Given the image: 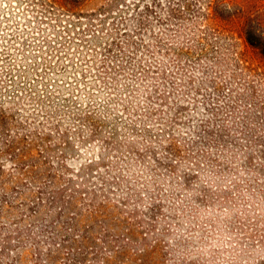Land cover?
Listing matches in <instances>:
<instances>
[{"label": "rangeland", "instance_id": "374dc122", "mask_svg": "<svg viewBox=\"0 0 264 264\" xmlns=\"http://www.w3.org/2000/svg\"><path fill=\"white\" fill-rule=\"evenodd\" d=\"M213 3L0 0V264H264V57Z\"/></svg>", "mask_w": 264, "mask_h": 264}, {"label": "trees", "instance_id": "16d2710c", "mask_svg": "<svg viewBox=\"0 0 264 264\" xmlns=\"http://www.w3.org/2000/svg\"><path fill=\"white\" fill-rule=\"evenodd\" d=\"M215 13L217 8L222 6L225 13L238 16L243 19L242 31L247 43L257 49L264 57V24L261 20L255 19L247 8L236 0H213ZM211 4V2H209ZM209 15H207V18Z\"/></svg>", "mask_w": 264, "mask_h": 264}]
</instances>
